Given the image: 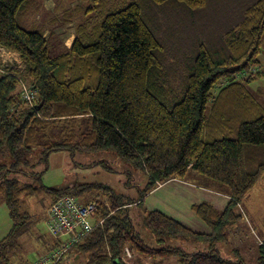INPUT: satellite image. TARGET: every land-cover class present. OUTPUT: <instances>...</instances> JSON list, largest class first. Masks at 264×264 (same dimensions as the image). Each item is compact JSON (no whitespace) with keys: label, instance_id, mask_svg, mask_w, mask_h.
Returning a JSON list of instances; mask_svg holds the SVG:
<instances>
[{"label":"trees","instance_id":"trees-1","mask_svg":"<svg viewBox=\"0 0 264 264\" xmlns=\"http://www.w3.org/2000/svg\"><path fill=\"white\" fill-rule=\"evenodd\" d=\"M28 1L0 0V47L18 53L25 64L23 73L17 66L0 65V197L12 220L0 240V264L36 263V258L19 257L17 250L22 236L37 223L26 208L27 198L37 194L49 196L50 204L63 195L98 204L93 229L64 251L57 264H130L132 250L175 256L180 264H248L243 258H223L216 243L229 238V227L242 217L241 199L264 176V109L248 87L264 79L259 69L264 0L248 7L241 23L225 34L226 52L215 56L200 44L178 96L171 94L177 88L156 54L163 46L137 0H97L85 9L77 4L66 19L57 12L51 21L60 25L53 27L61 33L71 26L75 38L55 54L48 28L30 30L18 23ZM178 1L194 9L208 2ZM239 73L247 74L237 79ZM22 82L37 90L33 104L22 98ZM108 148L144 168L149 181L139 198L125 200L100 184L95 191L101 189L102 195L91 185L60 189L34 181L43 176L31 160L36 152L47 162L53 150ZM190 172L210 179L216 191L228 197L222 210L207 201L192 205L209 231H195L159 209L144 210L143 222L155 234L207 240L209 250L147 244L136 231L130 209L152 190L182 181ZM50 236L49 248L39 249L37 257L51 256L64 246L62 238ZM256 264H264V240Z\"/></svg>","mask_w":264,"mask_h":264},{"label":"rangeland","instance_id":"rangeland-1","mask_svg":"<svg viewBox=\"0 0 264 264\" xmlns=\"http://www.w3.org/2000/svg\"><path fill=\"white\" fill-rule=\"evenodd\" d=\"M61 1L64 8L70 9L72 13L77 4L85 9L86 6L97 3V0ZM132 1L134 0H128V2ZM170 1L157 4L153 0H137L144 20L163 46V49L157 50L156 54L163 64V71L168 72L172 78L173 87L177 88L171 91V94L175 93L174 95L178 96L185 90L189 69L194 64L200 44H203L215 56L226 52L225 34L241 23L246 9L257 0H208L204 7L195 9L178 0ZM107 7L108 5L104 6V8ZM21 12L18 15V23L24 28L40 30L43 29L41 26H45L53 30L55 37L49 40L51 54L61 52L63 45L71 46L72 36L70 35L73 34L74 28L66 27L67 32L58 33V29L53 27L56 25L51 24V18L57 11L46 10L44 0H29L24 4ZM47 37H51L48 31ZM259 60L261 61L259 69L264 70V36ZM6 62L17 66L22 73L25 71V64L17 55L0 47V65ZM246 74L239 73L237 79ZM222 83L224 84V81ZM219 85L214 90L218 91ZM248 87L264 109V79L250 82ZM41 156V152H36L31 158L32 162H36L35 170L43 172L40 180H34L36 184L60 189L73 185L75 190L81 186L91 185L94 193L102 195L101 189L95 191V185L100 184L108 186L115 194L128 200L139 198L145 193L149 181L144 168L123 159L111 148L94 152L77 149L53 150L49 152L47 162L41 161ZM46 164L47 168L44 169ZM33 173L34 171L32 175ZM188 176H192V173ZM188 176L184 180L189 181ZM201 177L212 182L204 176ZM216 184L221 187L220 184ZM193 187L188 188L182 183L175 182L165 184L146 194L140 205H134L130 209L136 231L147 244L153 247L180 246L187 252L209 250L210 245L207 240L155 234L143 222L144 210L159 209L195 231H209L205 222L194 213L192 205L205 201L214 204L211 199L218 210H222L224 205L222 206L216 198L218 191L204 188L205 192H202L199 186ZM213 192L218 193L215 195ZM88 194L86 192L81 196V193H78V196L81 198ZM224 199L227 202L226 198ZM50 201L49 196L45 194L27 198L26 208L35 219L37 218V223L20 239L21 244L17 250L19 257L25 255V258L32 260L37 257L39 249L49 248L51 236L46 223V212ZM238 211L242 217L229 227V238L218 241L216 246L225 259L236 261L243 258L248 264H256L258 245L264 240V176L258 185L241 199ZM11 226L9 209L1 196L0 240L9 233ZM128 261L130 264H180L179 258L175 256H162L136 250H132Z\"/></svg>","mask_w":264,"mask_h":264},{"label":"built area","instance_id":"built-area-1","mask_svg":"<svg viewBox=\"0 0 264 264\" xmlns=\"http://www.w3.org/2000/svg\"><path fill=\"white\" fill-rule=\"evenodd\" d=\"M21 86L22 98L33 104L38 95L37 90L28 82H22ZM97 208L96 200H89L83 203L71 195H63L54 200L47 210L48 220L46 223L48 232L56 238H62L65 244L51 256L36 257L35 264H57L60 255L64 251L78 242L83 233L93 229L92 221ZM74 231H77V233H73ZM24 264L32 263L29 261Z\"/></svg>","mask_w":264,"mask_h":264},{"label":"crops","instance_id":"crops-1","mask_svg":"<svg viewBox=\"0 0 264 264\" xmlns=\"http://www.w3.org/2000/svg\"><path fill=\"white\" fill-rule=\"evenodd\" d=\"M44 2H45V9L46 10H48V11H55V12L57 11L58 12V16H60L62 18H65V19H66V17H70L71 16V13H72L71 10L64 8V6L62 5V1L61 0H44ZM58 8H59V10H58ZM51 20H53V19L51 18ZM69 21H72V20H69ZM51 22H53V21H51ZM52 25H56L58 27V25H60V23L59 22H53ZM47 31H48V34H49L51 30L50 29L49 30H46V33H47ZM46 33H45V35H46ZM50 35H51V37L49 39H51L52 37H55L54 36V33H52V34L50 33ZM70 36H72V42H73V40L75 38V34L73 33ZM68 37H69V35H68ZM6 50H8V49H6ZM8 51L9 52H12L14 55H17L19 57L18 53L13 52V51H10V50H8ZM7 64H9V63H7ZM191 173H192V176H188L189 177V181H187V180H182V181H180V180H172V181H170L168 183H165V184H169V183H173V182H175V183H182L183 185L187 186L188 188H191L193 186H195V187H198L199 186L202 189L201 190L202 192L203 191L205 192V189L204 188H210L213 191L216 190V189H218L214 185V183H212L210 181H206L205 179H203L201 177V175L196 174L194 172H190L189 174H191ZM195 187H193V188H195ZM198 190H200V189H198ZM152 191H154V190H152ZM213 193H215V195H216L218 192H213ZM209 195L214 196L213 194H209ZM221 195H222V199H220ZM216 196H217L216 198H217L218 202L222 206L224 205L223 207H225V205H226L227 202H225V199L224 198H226V200H228V197L225 194H222V193H218ZM211 201L215 205V202L212 199H211Z\"/></svg>","mask_w":264,"mask_h":264},{"label":"bare ground","instance_id":"bare-ground-1","mask_svg":"<svg viewBox=\"0 0 264 264\" xmlns=\"http://www.w3.org/2000/svg\"><path fill=\"white\" fill-rule=\"evenodd\" d=\"M59 239V238H58Z\"/></svg>","mask_w":264,"mask_h":264}]
</instances>
